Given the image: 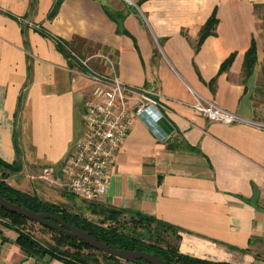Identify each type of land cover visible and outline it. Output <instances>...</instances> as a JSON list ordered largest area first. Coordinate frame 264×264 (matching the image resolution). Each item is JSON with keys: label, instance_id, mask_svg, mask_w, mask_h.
Returning <instances> with one entry per match:
<instances>
[{"label": "crops", "instance_id": "0c3cea01", "mask_svg": "<svg viewBox=\"0 0 264 264\" xmlns=\"http://www.w3.org/2000/svg\"><path fill=\"white\" fill-rule=\"evenodd\" d=\"M260 10L264 0H0V159L20 169L7 182L103 226L128 212L155 217L178 228L184 255L264 264V128L193 107L198 94L264 123L256 71L244 69L253 43L259 59ZM72 53L109 56L122 81L162 105L161 134L135 118L103 203L38 178L53 166L61 183L84 129L93 81ZM19 235L0 219V264H66L28 255Z\"/></svg>", "mask_w": 264, "mask_h": 264}, {"label": "built area", "instance_id": "2783aa9c", "mask_svg": "<svg viewBox=\"0 0 264 264\" xmlns=\"http://www.w3.org/2000/svg\"><path fill=\"white\" fill-rule=\"evenodd\" d=\"M72 54L93 81L91 99L83 107L84 129L64 161L61 183L55 178L53 166L42 168L38 178L61 185L71 195L103 203L109 194L118 153L129 137L135 118H142L161 134L162 105L158 92L122 81L109 56ZM95 58L102 59L108 69H96L92 63ZM131 100L135 101L134 105H130ZM193 107L211 121L249 123L264 128L263 122L245 119L202 95L197 94Z\"/></svg>", "mask_w": 264, "mask_h": 264}, {"label": "trees", "instance_id": "16d2710c", "mask_svg": "<svg viewBox=\"0 0 264 264\" xmlns=\"http://www.w3.org/2000/svg\"><path fill=\"white\" fill-rule=\"evenodd\" d=\"M215 20L210 19L202 30V38L205 37L214 26ZM257 62V48L253 43L246 54L244 69L245 74H252ZM19 167L8 164L0 159V195L7 200L20 206L29 208L36 212L53 214L63 221L72 224L80 229L89 232L98 240L108 244L112 248L121 250H141L150 252L163 258L168 264H231L228 262H215L200 259L180 253V235L178 228L159 220L155 217L143 213H131L133 217L129 220L132 224L121 222L118 217L114 224L103 226L97 224L79 214L69 212L60 206L43 202L37 196L27 194L7 182V178L12 172L19 171ZM0 219L9 221L20 235L18 244L28 254L36 257H56L62 259L66 264H102V259L110 260L114 264L127 263L141 264L136 261H127L107 254L85 243L78 237L70 236L54 228L44 226L23 215L14 213L0 205ZM30 223L39 224L52 234L51 240L38 238ZM154 224V225H153ZM143 229L140 231L139 229ZM144 231V232H143ZM171 232V233H170ZM156 239V242L145 240L142 236ZM165 235H172L174 242H171ZM163 243L164 245L160 244ZM102 257H99V254Z\"/></svg>", "mask_w": 264, "mask_h": 264}, {"label": "water", "instance_id": "95a60500", "mask_svg": "<svg viewBox=\"0 0 264 264\" xmlns=\"http://www.w3.org/2000/svg\"><path fill=\"white\" fill-rule=\"evenodd\" d=\"M0 205L10 211L23 215L28 219L34 220L44 226H48L64 232L70 236L78 237L90 246L101 250L107 254L114 255L127 261H136L141 264H168L163 258L150 252L141 250H121L112 248L108 244L98 240L89 232L69 224L59 217L45 212H36L29 208L13 203L0 195Z\"/></svg>", "mask_w": 264, "mask_h": 264}, {"label": "rangeland", "instance_id": "374dc122", "mask_svg": "<svg viewBox=\"0 0 264 264\" xmlns=\"http://www.w3.org/2000/svg\"><path fill=\"white\" fill-rule=\"evenodd\" d=\"M258 14L261 16L264 15V11L260 10L258 11ZM261 30H260V41H261V50L259 53V59L257 58V62L255 64V71H256V77H257V89L254 92V99H255V104H256V108H257V117L259 120L264 121V16L261 20ZM254 71V70H253ZM253 73V72H252ZM133 216L131 214H124L122 215L120 221L121 222H127V224H132L129 220L132 218ZM154 225V224H153ZM29 226L33 229L35 235L42 239V240H51L52 234L47 231L46 229H44L42 226H40L39 224H35V223H30ZM140 231H142L143 229H139ZM144 232V231H143ZM171 233V232H170ZM166 238L168 240H170L171 242H174V238L172 235H165ZM145 240H149L151 242H156V239H152L149 238V236L143 235L142 236ZM157 243V242H156ZM161 245H164L163 243L160 242ZM99 254V253H98ZM99 257H102L100 254L98 255ZM103 263H113L110 260H106V259H102ZM125 264H134V263H127L126 261H124Z\"/></svg>", "mask_w": 264, "mask_h": 264}]
</instances>
